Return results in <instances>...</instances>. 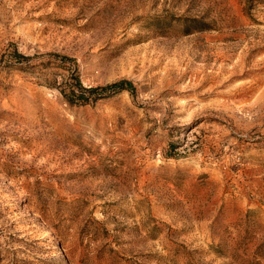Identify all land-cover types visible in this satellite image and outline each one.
<instances>
[{
	"label": "rangeland",
	"instance_id": "obj_1",
	"mask_svg": "<svg viewBox=\"0 0 264 264\" xmlns=\"http://www.w3.org/2000/svg\"><path fill=\"white\" fill-rule=\"evenodd\" d=\"M0 264H264V0H0Z\"/></svg>",
	"mask_w": 264,
	"mask_h": 264
},
{
	"label": "trees",
	"instance_id": "obj_2",
	"mask_svg": "<svg viewBox=\"0 0 264 264\" xmlns=\"http://www.w3.org/2000/svg\"><path fill=\"white\" fill-rule=\"evenodd\" d=\"M14 56H15V59L18 60V62H22L26 59V57L24 55H22L21 53H19L17 50L14 51ZM76 82V86L77 88L80 89L81 93L80 95H76L74 93V95L76 96H69L67 94L66 95V98L68 99V101L71 103V104H76L78 102H81L82 101V97L85 96V93H90V94H94L96 92H98L99 90H103V91H113V93H119L123 90H130L131 89V83L129 81H124V82H120V83H116V84H112L110 86H107V87H104V88H91V89H86L85 87H83L81 81L79 79H76L75 80Z\"/></svg>",
	"mask_w": 264,
	"mask_h": 264
},
{
	"label": "bare ground",
	"instance_id": "obj_3",
	"mask_svg": "<svg viewBox=\"0 0 264 264\" xmlns=\"http://www.w3.org/2000/svg\"><path fill=\"white\" fill-rule=\"evenodd\" d=\"M52 234L53 233L50 229L42 230L41 232H39L37 240L40 241L42 244L45 240L50 238Z\"/></svg>",
	"mask_w": 264,
	"mask_h": 264
}]
</instances>
